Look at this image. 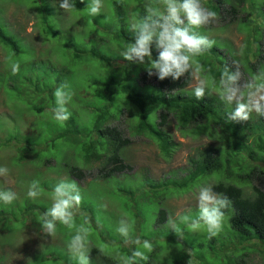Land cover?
<instances>
[{"label":"rangeland","instance_id":"rangeland-1","mask_svg":"<svg viewBox=\"0 0 264 264\" xmlns=\"http://www.w3.org/2000/svg\"><path fill=\"white\" fill-rule=\"evenodd\" d=\"M23 1L0 0V13L3 11L0 19L6 20L23 37L37 35L34 29L36 21L34 14L26 13V9L22 6ZM82 1L86 2V5L84 8H78V11L76 6L67 12L61 9L65 18L60 15L50 16L55 28H60L68 22L72 25V30L81 28L80 32L75 31L69 35L67 29L69 30L70 27L63 32L60 42L50 38L46 39L48 43L45 45L39 41H36L34 45L35 54L40 60L48 63L50 67L59 69L57 74L56 71L52 72L54 76L56 75V88L62 84L68 85L66 91H70L72 95L66 107L73 118L65 122L57 121L55 115L48 111L41 115L37 114L40 116L38 118L24 111L27 106L22 103L17 104L13 94H6L5 89L0 90V138H3L8 131V134H12L15 123H17L21 132L32 133L30 136L33 139L37 137L47 140V145L43 140L44 144L31 149L33 154H30L28 159H25L26 161L16 159L15 149L18 144L14 141H11L8 147L5 145L0 148V167L9 169L7 175L0 174V191L11 190L17 194V198L11 204L0 202V209L5 207L8 213L6 215L8 217L0 220V264H77L74 253L67 245L81 225H84L90 233L87 247L90 250L93 247L101 250L104 254L117 259L120 264H125L126 261L121 247L126 254H133L136 250L144 251L146 255L152 256L148 258H151L154 264H177V261L179 264H237L242 256L245 263L240 264H264V242L259 238L254 237L249 240L248 253H242L246 252V249L239 250L229 253L231 256L228 257L225 252H220L218 249L224 247L222 245L229 242L227 236L233 234L231 230H226L225 226L217 242H212L203 228L198 232H192L186 225L181 224L183 236H177L168 226L170 219L179 223L178 218L182 214L193 217L198 214L196 194L199 187L180 191L171 184L174 177L182 176L188 168L189 156H195L207 144L219 143L210 135L196 133L194 128L192 131L183 133L175 125L173 116H170L166 128L176 142L171 156L168 158L162 156L154 140L142 135H133L132 142L123 149L124 160L131 164L132 169L116 173L108 178H101L98 175V163L90 167L83 164L78 142L76 144L67 143L61 137H56L57 131L62 129L67 122L74 120L80 127L89 126L98 111L95 107L99 109L110 107L111 100L115 103L109 109L115 118L125 110L124 117L120 121L121 125H119L121 128L123 126L125 135L128 131L125 129L126 119H130L129 123H136L141 117L135 107H130L124 102L122 95L119 99H111V96H108L107 90L113 87L108 70L111 64L98 58H89L88 61L78 65L68 56L65 38L78 39L85 35L92 21L93 16L88 13L91 0ZM47 2L49 3L48 10H53L58 14L60 0H47ZM102 2L103 8L98 15L108 23L112 17L113 0H102ZM250 8L251 5L247 1L238 13L237 21L226 25L216 15V19L210 25L195 31L220 44L223 49H227L228 55L234 56L235 61L238 60L243 64L247 61L244 51L249 45L250 63L262 59V62L257 64L260 67L258 72H264V36L261 37V33L264 32V11L256 7L249 12L245 21L239 19ZM224 13L222 12L223 15ZM129 18L133 20L135 17ZM259 39H262L261 51L259 50L261 53L257 51L256 54L257 46L255 48L253 46L260 41ZM108 42L102 45L101 49L107 53L117 54L118 38H110ZM253 51L256 55H252ZM3 58L4 51L0 48V62ZM115 63L117 61L112 64ZM64 66L69 67L67 68L70 69L69 74L62 73ZM247 72L249 74L241 75L240 85L257 74L250 69ZM141 73L140 66L133 67L129 80ZM96 78L102 80H98L97 83ZM195 83L192 77L190 86H195ZM81 87L83 89L78 91ZM52 103L56 107L55 100ZM18 109L23 114L19 113ZM146 113L153 120L157 116L153 105L147 108ZM34 121L36 122L33 123ZM70 164H76L89 173L82 179H77L68 172L67 168ZM212 176L207 178L210 183L216 180V175ZM146 178L160 183L159 188L150 191L149 187L144 184ZM34 180L39 183V195L35 201L26 195L29 185ZM73 181L82 197L80 205L72 210L76 223L73 229H68L57 222L55 234L48 236L41 232V219L33 221L30 214L23 215L18 212L14 215L13 210H9L17 209L19 205H24L26 202L38 204V209L34 207L33 212L36 219H39L51 207L53 189L61 182L71 183ZM208 182L205 185H208ZM261 186L264 188V181L261 182ZM131 190H134L133 194L130 193ZM161 208L167 210L166 220L155 224V214L157 215L156 212ZM37 210L44 212H37ZM121 222L130 225L129 239H125L116 231ZM203 240H206V243L207 241L214 243L218 250L214 252L208 246L204 248L201 244ZM145 241L151 243L153 249L151 252L144 249ZM261 247L263 248L262 253L259 252ZM90 261L91 264L104 263L98 255H90ZM137 264L148 263L137 259Z\"/></svg>","mask_w":264,"mask_h":264},{"label":"trees","instance_id":"trees-1","mask_svg":"<svg viewBox=\"0 0 264 264\" xmlns=\"http://www.w3.org/2000/svg\"><path fill=\"white\" fill-rule=\"evenodd\" d=\"M247 1L251 8L239 18L241 21H245L253 8L258 7L264 11V0H201V4L214 11L227 25L237 21L238 13ZM74 2L77 11L78 8H84L86 5V2L82 0H74ZM48 4L47 0L23 1L22 6L26 9V13L34 14L36 19L34 29L37 31V35L34 36L23 37L6 20L0 19V48L4 51V58L0 62V90L5 89L6 94H13L17 104L22 103L27 106L24 111L32 113L38 118H40L38 115L46 111L54 114L55 107L52 101L55 100L54 91L57 79L52 72L56 71L57 74L59 69L50 67L48 63L40 60L35 54L34 45L36 41L45 45L48 43L46 39L50 38L60 42L63 32H66L65 30L70 27L69 30L67 29L69 35L75 31H81V28L72 30V25L68 22L60 28H55L50 16H64L60 7L59 13L56 14L55 11L48 10ZM145 6L159 7L161 10L164 8L162 0H113L112 17L108 23L97 15L92 17L93 22L91 21L89 24V30L85 35L78 39L65 38L66 52L78 65L88 61L89 58H98L111 64L108 70L113 87L107 90L108 96H111V99H119L122 95L124 102L130 107H135L141 117L136 123H129L130 119H126L125 129L128 131L125 135L123 126L122 128L119 126L125 110L115 118L109 109L115 103L111 100L110 107L102 109L95 107L98 111L89 126L80 127L72 119L74 122H67L62 129L57 131L56 137H61L67 143L76 144L78 142L83 164L90 167L92 164L98 163V175L101 178H108L116 173L132 169L131 164L124 160L123 149L132 142L133 135H142L154 140L161 155L165 158L170 157L176 145L166 128L170 116H173L175 125L183 133L192 131L194 128L196 133L210 135L219 143L207 144L195 156H189L188 168L182 176L173 178L171 186L176 190L188 191L205 185L208 182L207 178L216 175V180L208 182V185L213 186L214 193L227 195L232 202L231 207L224 210L226 216L224 226L233 234L227 236L229 242L223 244L224 247L218 248L220 252H225L230 257L229 253L247 250L249 240L254 237L264 242V188L261 186V182L264 181V117L253 112L248 121H227L226 118L235 108V103L228 105L225 101L220 100L216 89L219 88V79L225 66L230 72L235 71L238 67L241 75L245 76V74H249L248 69L259 73L260 67L257 64L262 62V59L250 63L251 49L248 45L244 51L247 61L243 64L238 60L235 61L234 56L227 54V49H223L220 44L215 43L209 51L197 57L204 67L201 76L205 78L211 88L210 94H206L202 100H197L193 94L194 86H190L193 77L190 72H186L177 80H173L171 76L160 80L155 72L151 76L147 73L146 69L150 67V58H146L144 64H136L119 56V50L131 43L132 40L131 34L127 31L129 21H131L129 17L136 18L137 14L143 15ZM222 12H225L224 15ZM0 14H3V11ZM263 36L264 32L261 33L262 38ZM114 37H117L119 41L117 54L107 53L101 49L102 45L109 43V39ZM261 41L262 39L253 46L254 48L257 46L256 54L257 51H261ZM227 47L229 46L227 45ZM230 48L232 49V47ZM256 54L253 51L252 55ZM157 55L158 50L153 44L152 58L156 59ZM114 61L117 63L112 64ZM14 62H18L20 65V71L16 75L11 73V64ZM137 65L142 68L141 75L131 77L129 80L132 68ZM67 68L69 67L64 66L63 74H69L70 69ZM98 80L102 79H95L97 83ZM80 89L83 87L78 88V91ZM152 105L155 106L157 114L154 120L150 119L146 113L147 108ZM18 111L21 113L19 109ZM70 118H73L71 114ZM8 132L3 138H0V148L5 145L8 147L10 142L14 141L18 144L15 149L18 161L28 159L29 155L33 154L31 149L36 148L39 144H44L43 140L47 145L46 139L41 140L37 137L33 139L30 136L32 133L21 132L17 123H15L13 133L8 134ZM67 169L70 175L77 179H82L89 173L76 164L68 165ZM144 184L149 187L150 191H155L160 186V183H155L147 178ZM133 192L134 190L130 191L131 194ZM34 207L38 209L39 205L26 202L24 205H19L17 209L9 210H13L14 215L18 212L23 215L30 214L33 221L40 220L41 218L36 219L35 217ZM6 210L5 207L0 209V220L8 217ZM40 211L44 212L37 210V212ZM156 213L155 224L163 223L166 220L167 210L161 208ZM219 236H221V232L215 237H211L212 242H217ZM212 242L207 241L206 243V240H203L201 244L204 248L208 246L211 251L216 252L218 249ZM190 247L192 246L190 245ZM262 250L261 247L259 252L262 253ZM121 252L126 260L132 257V254H126L122 247ZM242 253L246 254L248 250ZM90 255L101 257L103 264H120L117 259L104 254L95 247L91 248ZM147 256L152 258L150 255ZM242 257L237 261V264L245 263L244 257ZM151 258H148V264H154ZM177 264H179L178 261Z\"/></svg>","mask_w":264,"mask_h":264},{"label":"clouds","instance_id":"clouds-1","mask_svg":"<svg viewBox=\"0 0 264 264\" xmlns=\"http://www.w3.org/2000/svg\"><path fill=\"white\" fill-rule=\"evenodd\" d=\"M164 8L145 6L143 15H136L130 21L127 31L132 40L127 46L119 50V56L124 60L144 64L146 58H150V67H147L149 76L154 72L157 78L164 80L171 76L177 80L186 72H190L196 83L193 94L197 100H202L206 94H210L209 84L201 76L204 71L203 65L195 59L209 51L215 41L206 35H201L196 29L210 25L216 19V13L205 8L201 0H162ZM60 9L67 12L75 8L74 0H60ZM102 0H91L88 13L95 17L101 13ZM158 50L156 59H152V46ZM20 65L18 62L11 64V73L18 74ZM241 72L237 67L230 72L224 67L220 79L219 88L216 89L220 100L235 108L228 114L227 121H248L255 112L264 117V72H259L246 80L243 85L239 84ZM215 87V83L213 82ZM67 84H62L54 91L56 107L53 109L55 119L65 122L70 118L67 104L72 93L66 91ZM207 90V91H206ZM9 169L0 167V174L7 175ZM212 185L199 186L196 194V206L198 214H182L179 223L168 221L177 236H183L180 225L184 224L192 232H198L202 228L209 238L218 235L224 227L225 209L231 207L232 202L227 195L214 193ZM27 197L36 200L39 195L38 181H32L26 193ZM17 198V194L11 190L0 191V202L11 204ZM82 197L75 181L71 183L61 182L52 191L51 207L41 217V232L48 236L56 232L57 222L68 229L75 227L73 208L80 205ZM116 231L125 239L130 237V225L121 222ZM89 230L81 225L76 234L71 237L67 247L74 253L77 264H91L90 249L87 247ZM147 252H151L152 245L145 241L143 245ZM139 260L147 261L148 256L144 251L136 250L125 264H137Z\"/></svg>","mask_w":264,"mask_h":264}]
</instances>
